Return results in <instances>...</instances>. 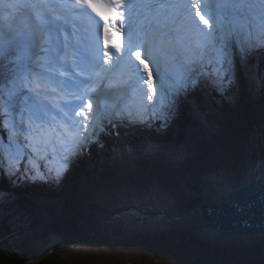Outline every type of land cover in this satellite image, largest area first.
Instances as JSON below:
<instances>
[{"label": "rangeland", "instance_id": "obj_1", "mask_svg": "<svg viewBox=\"0 0 264 264\" xmlns=\"http://www.w3.org/2000/svg\"><path fill=\"white\" fill-rule=\"evenodd\" d=\"M215 18L216 22L212 21L213 27L224 31L223 38L224 35L243 34L255 44L243 56L234 54L232 64L228 67L235 69L234 64L238 66L237 62L241 58L246 65L249 64L248 71L252 74L250 64L254 65L258 53L264 51V19L253 16L249 22L241 16L231 21ZM194 37L190 44H183L179 52L186 54L191 66L195 60L196 65L201 63L202 66L206 56L204 48L210 45L212 35L207 34L209 40ZM219 41L218 34L217 43L213 45L216 50L220 49ZM198 42L203 46L201 51L204 52L199 51L201 47L195 45ZM3 52L0 49V54ZM28 53V49L23 51L19 69L33 63L35 53L31 58ZM146 55L147 53L144 57L152 80L144 87L140 101L135 104L130 99L124 102L118 100L113 104L112 112L116 119L121 120L123 126H119V130L123 133L124 127L132 129L138 126L151 130L150 135L159 140V147L154 146L149 152L156 160L159 156L164 157L165 152L168 153L172 164L159 161L150 164L146 160L138 162L133 158L131 162L134 169L130 174L118 176V168L114 166L97 176L82 169V174L89 178L85 180L81 177L75 170V162L81 158L86 164L88 156L83 159L79 152L84 145L83 139L79 138L80 134L91 127L85 131L86 134L93 128L85 141H98L97 134L104 128L102 126L111 127L113 119H110L107 126L98 111V115L82 130L71 126H67L66 130L63 127L62 133L68 131L75 135L69 140L51 139V133L62 124L58 119L67 118L63 114L55 117L58 111H53L51 103L43 109L36 105L38 98L35 96L19 98L23 96L18 95L28 85L32 89L37 73L41 74L38 76L39 80H47L45 72L39 70L41 64L38 61L36 69L30 75L23 72L20 76H12L9 88L6 89L8 95L0 102V126L11 134L8 139H4L5 142L0 139L3 158L0 172L4 171L10 183H16L23 166L34 169L35 160L32 155L35 152H41L35 159L42 162H47V156L51 155L54 160L51 166L53 172H59L54 171L58 164L62 166L64 173H56L53 182L46 188L47 193H53L54 189L59 188L68 191L70 196L61 208L62 218L38 207L29 198L27 201L30 203L25 202L18 195L0 198V217L17 211L20 225H26L29 228L27 230L31 229L35 233L30 234L28 240L33 241L32 245L37 248L36 254L43 249H50L66 264H264V237H254L248 241H243V238L221 237L206 228L202 213L204 205L219 201L213 194L216 182L235 177L243 179L247 170L262 169L264 126L258 128L252 123L256 113L254 110L243 113L237 104H231L233 116L217 115L214 107H211V90L207 89V84L213 81L212 74L205 69L204 79L201 80L192 68V83H188L183 89H177L165 81L158 59H151V55ZM222 63L223 66L227 64L224 57ZM239 72L237 68V76ZM46 86L48 87L47 84ZM129 96L137 100L135 93L126 98ZM257 96L256 91V98ZM252 101L255 103L256 100ZM13 106L17 117L15 120L11 119L13 113L9 111ZM159 112L167 120L155 130L154 123L158 120ZM39 113L43 114V119L35 118L34 114ZM208 113L209 117L204 122L202 118H197ZM192 116H196L197 120ZM212 117L219 118L221 129L214 128L213 131L209 121ZM24 124L29 127V131L22 130ZM110 134L113 138L112 130ZM117 136L121 135H116L113 140L122 142ZM17 137H28L33 142L34 145L29 149L31 154L15 140ZM168 166L172 171L170 178L167 177ZM36 174L33 184L41 188L45 179H41L40 171H36ZM123 185H126L125 191L122 189ZM27 186L22 183L18 188L26 190ZM120 193L124 196H119ZM120 208L127 211L116 212ZM117 214L118 223L114 220ZM57 247L61 249L60 252Z\"/></svg>", "mask_w": 264, "mask_h": 264}, {"label": "trees", "instance_id": "obj_2", "mask_svg": "<svg viewBox=\"0 0 264 264\" xmlns=\"http://www.w3.org/2000/svg\"><path fill=\"white\" fill-rule=\"evenodd\" d=\"M205 54V64L202 66L201 63L195 65V71L198 73V77L201 80L204 79L202 78L205 75L204 69L212 74L213 81L212 83L207 84V89L211 90V107H214L217 115L233 116L232 113L234 112L231 104H237L242 108L243 113L254 110V113H256L252 118V123L258 128L264 126V51L258 53V56L256 57L257 60L255 61L257 73L254 78L257 82L258 96L255 101L257 105L254 109L250 102L251 98H249L246 91V80L241 66L239 68L240 77H238L235 69L232 67L228 68V64L223 66L221 48L213 51V49L208 46L205 50ZM16 58L17 54H13L10 59H0V102H3L4 98L7 96L6 87H4V85L14 73L13 70L16 66ZM219 101H221L220 104L218 103ZM9 111L13 113L11 108ZM110 111L111 108L106 105L103 112L107 124L110 122ZM260 113L262 115H260ZM160 117H162V119H159ZM208 117L209 113L206 115L205 121ZM166 120L167 119L163 117L161 112H159L158 120L154 123V129H158V127ZM209 121L213 131L214 128L221 129L219 118L212 117ZM117 123L119 124V122ZM0 124H2L1 115ZM102 127L104 128L98 135V141L85 142L80 148L79 152L83 155L82 158L84 159L86 155L88 156V163L85 164L81 158H78L75 162V167L77 166L75 168L76 172L81 174L80 176H83L85 180L89 177L82 174V169H85L87 172H92L93 175L97 176L100 175L102 171H107L110 168L117 166V175L122 176V173L120 174L122 160L121 151L113 140L112 135L110 134V129L108 130L105 125ZM124 129L125 132L123 133L124 136L122 135V139L126 145L127 153L131 157L135 158L138 162L146 160L150 164H154L156 161H159L160 163L165 162L168 163V165L172 164V158L168 156V153L165 152L164 157L159 156L156 160L151 152H149L150 148L154 146L159 147L157 143L159 140L152 138L150 135L151 130H146L138 126H135L132 129L124 127ZM22 130L25 132L29 131L26 128H23ZM10 135V133H6L4 128L0 126V136L3 140L8 139ZM15 140H18L23 148L28 150L29 154H31L29 149L32 142H30L28 137H17ZM167 142L170 143L169 140H167ZM35 153L32 155L35 160L34 169L30 170L28 167L24 166L25 170L19 172L20 180L16 183H10L5 176L6 174H0V198L2 199L4 197L13 196L14 193H18L23 197L25 202L30 203V201H27L29 198L31 199V202H35L38 207H43L47 209L49 213L54 214V216L57 215L62 218L61 208L65 205L70 196L68 191L56 188L53 193H47L48 190L46 189L48 185L53 182L56 173H64L61 168L62 166L57 164V168L54 171L59 172L55 173L53 172V169H51L52 164H54L53 156L48 155L47 162L43 163L42 161L35 159L36 156H40L38 153L41 152L38 151L36 155ZM76 163H80L79 166ZM167 168V177L170 178V173L172 171L169 166ZM36 171H40L42 180L45 179L40 185L41 188H38L37 184L34 187L31 186V182L37 177ZM22 183L25 186L28 185L26 190H20L21 188H18ZM16 213L17 211H13L11 214H8V216L0 217V264H25L38 255L36 254L37 248L32 245L33 241L28 240L29 235H35V233L31 232V229L27 230L29 228H27L26 225H20L17 221L18 214ZM56 249L57 251L59 250V252L61 251L59 247ZM42 255L43 257L37 264H66L59 255H56L55 251L50 252L49 250H46Z\"/></svg>", "mask_w": 264, "mask_h": 264}, {"label": "bare ground", "instance_id": "obj_3", "mask_svg": "<svg viewBox=\"0 0 264 264\" xmlns=\"http://www.w3.org/2000/svg\"><path fill=\"white\" fill-rule=\"evenodd\" d=\"M231 1H232V3H235V0H231ZM170 2H172V4L178 5L180 7V11H183L184 10V6L182 4H180L178 2V0H174V1L173 0H170ZM232 3H222L221 6H225L226 9H229L232 13H234L236 11V7L233 6ZM57 5H59V4H57ZM256 7L257 8L260 7L258 3L256 4ZM39 9H41V7L33 10V12H36L38 16L40 15L41 19H40V17H38V19L41 22L44 23V18L42 17L41 13L39 12ZM135 12L138 15H141V12H143V10H139V11H136L135 10ZM76 15L77 14H75V16ZM44 16L46 17L47 15H44ZM70 16H72V15H70ZM48 20H50V19H48ZM28 21H30V22H28ZM28 21H27V24H16V27L9 34H6L4 29L1 30L0 31V40H2L3 42H5V43H2V44L3 45H7V47H8L10 44H12V42H15V41L22 42L28 36L29 37L28 39H30L31 41L39 42V43H44L45 42V45H46L48 43V41L42 36L41 32L38 31L39 28H40L39 26H41V25H36V23H35V21H34V19H33L32 16L28 17ZM202 23H203V21H201L199 19L198 15H194L192 17L191 24H192V27H194V30L198 31V33H199V35L197 36L198 38H202V37L207 36V30H206V28H204L201 25ZM238 24H240V23H238ZM192 27H190V28H192ZM178 35H179V37L178 36H174V38H175V40L177 42L176 43L177 44L176 45V48L179 47V44H180V43H178V40L181 42V39L183 38V32L181 30L178 31ZM93 41H95V40H93ZM146 44L147 45H150V46L153 45L152 44V41H150L149 39H146ZM78 46L81 49H83L84 51H86V50L89 49L88 46L85 45V44H83V43L81 45H78ZM159 47L161 48V46H159ZM206 48H204V51L206 50ZM165 51H167V49ZM204 54H205V52H204ZM56 55L57 56L55 58H53L51 60V62H50V65L53 66V68L55 69L54 71L56 72V74L51 73V72H49L47 70V67L46 66H48V63H47L48 61H46V60H45V65L46 66L43 65V63H41L39 70L41 72H45L46 71L45 73L47 74V76L45 77V79H47V80H45V82L48 84V86L51 89V91H50L51 93H50L49 98H52L54 96V103L51 106V108H53V111H55V110L60 111L64 115V118H67V119H61V120L58 119V118H56V119H58V122H61L62 125L67 124L69 127L71 126V128H72V124L73 123H75V124L77 123V124H80L81 125L80 122H81V120H82L83 117L81 116V113L74 112L73 110L70 111L72 113V116H69L67 114L68 113V110H69L67 101L70 98H72V95L73 94L71 93V95H70V92L67 91L66 88H63V81L61 80V78L59 77V75L61 74L60 72L65 73V74L69 72V71L66 70L68 66L67 65H64L65 62L68 61V56L66 54L65 55L64 54L63 55L62 54H56ZM37 57L39 58V56H37ZM162 58L164 59V61H167V60L168 61H171L169 59H172L173 57H167V58H165L164 56H162ZM73 60L76 61V59H73ZM73 60H72V62H73ZM128 65L132 67V68H130L129 73H128L129 74L128 75L129 77H133V78L136 77L138 79L139 78H142V72H141V70L139 68H137L136 66H132V64H128ZM70 68H74V63H72V65H71ZM135 68L137 69V71L136 72H133V69H135ZM148 69H149V66H148ZM87 70L90 71V72L92 71V69H90V68L89 69L87 68ZM146 73H148V72L146 71L145 74ZM75 78H77V76H75ZM141 83L144 84V80H142ZM76 87L77 86H75V88ZM137 89L141 93H143L145 91L144 87L142 88V87H140L138 85H137ZM38 90H39V92L41 94V93H43V91L45 90V88L38 87ZM60 104H62V105H60ZM59 105L62 107V110H59L58 109ZM82 110H87V107L85 106L84 108H82ZM51 124H53V122ZM52 127H53V125H52ZM66 130H67V128H66ZM54 132H56V137H55L56 139H59V138H67V139H69L70 137L74 136L73 133L68 132V131H65L64 133H62L63 135H61V131H60L59 126H58V130L56 129ZM115 136L116 135L114 134L113 138H115ZM121 137H122V135L120 137L117 136L116 138H120V140L122 141V143L125 144L124 141H123V139ZM1 162H2V160H1ZM260 179H264V164L262 166V169H260V171L258 170V168L257 169H254V170L253 169L247 170L246 173L244 174L243 179H239V178H236V177L235 178H229L226 181H222V179H221V181L216 182L215 185L213 186V194L215 195V199H220L219 197H220L221 194L227 193L228 191H231V190L238 189V188H240L242 186H248L249 183H251V182H255L256 183V181H258ZM216 203H219V201L216 202ZM251 239L252 238H245V239L243 238V241L244 240L248 241V240H251Z\"/></svg>", "mask_w": 264, "mask_h": 264}, {"label": "water", "instance_id": "obj_4", "mask_svg": "<svg viewBox=\"0 0 264 264\" xmlns=\"http://www.w3.org/2000/svg\"><path fill=\"white\" fill-rule=\"evenodd\" d=\"M219 198V203L202 207L209 231L234 239L264 237V179L223 193Z\"/></svg>", "mask_w": 264, "mask_h": 264}, {"label": "snow or ice", "instance_id": "obj_5", "mask_svg": "<svg viewBox=\"0 0 264 264\" xmlns=\"http://www.w3.org/2000/svg\"><path fill=\"white\" fill-rule=\"evenodd\" d=\"M78 2L90 7L93 11H95L98 15L102 17H106V14H112L114 17L118 15L115 12L114 8H109L108 5L104 3V0H78ZM113 2L119 6H122L123 4V0H113ZM257 3L260 6L259 8L256 7ZM233 6L238 7L241 17L243 19H246L249 22H251V19L253 16L264 19V0H235V3ZM204 7L206 10L205 14H201L199 6L198 5L196 6V9H197L196 14L199 16V19L203 21L205 25H208L209 20L205 19V15H208L212 17L213 22L215 23L216 22L215 12L219 10L220 6L219 5L213 6V5L205 4ZM104 32L107 38V33H108L107 26L104 27ZM213 32H218V29H213ZM208 35H212V33L210 32L208 33ZM106 43H107V39H106ZM219 44L221 48V55L224 57L225 61L227 62L229 66H231L232 64V57L234 54L243 56L249 50L255 47V44H253L250 40H248V38L243 34L226 35L224 36L222 40L219 41ZM134 47L135 45L132 42V36H131V31H130L127 51L131 52ZM135 55L137 59L139 60L140 52L137 51ZM149 55H151L150 50H149ZM143 63L144 61L140 60V64H143ZM28 68L30 69V66H28ZM25 70L26 69L24 68H20L19 70L14 69L13 72H14V75L20 76L23 74ZM44 75H47V74L44 73ZM149 75H150V72H149ZM69 83L71 82L69 81ZM84 83H86V81H84ZM191 83L192 81H189V84ZM82 106H83L82 104H78V105H72L71 107L77 108V107H82ZM90 107L91 105H89V108ZM35 118L38 120L43 119V114L42 113L35 114ZM112 127L115 128L116 125L112 124ZM17 128H19V125H17ZM100 131H103V129H101Z\"/></svg>", "mask_w": 264, "mask_h": 264}]
</instances>
